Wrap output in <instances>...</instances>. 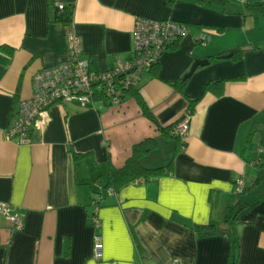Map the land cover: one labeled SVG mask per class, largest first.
<instances>
[{
  "label": "crops",
  "instance_id": "0c3cea01",
  "mask_svg": "<svg viewBox=\"0 0 264 264\" xmlns=\"http://www.w3.org/2000/svg\"><path fill=\"white\" fill-rule=\"evenodd\" d=\"M60 1L74 3L69 22L53 20V0H0V48L13 50L0 49V203L24 216L18 230L0 214V264H264V181L234 220L236 237L203 238L194 228L224 221L237 183L250 187L264 156V17L246 9L264 0ZM139 17L190 27L135 88L156 122L128 94L114 105H53L31 144L8 139L34 75L68 61L70 34L80 37L92 69L105 72L131 58ZM200 31L213 35L205 45ZM236 48H246L239 60L230 58ZM217 55L225 58L211 61ZM197 60L209 64L183 80ZM216 82V91L205 90ZM187 112L181 145L161 134ZM149 139L157 147L141 164L168 172L107 188L111 170ZM96 194L104 198L98 230L89 219ZM96 233L101 261L93 258Z\"/></svg>",
  "mask_w": 264,
  "mask_h": 264
},
{
  "label": "built area",
  "instance_id": "2783aa9c",
  "mask_svg": "<svg viewBox=\"0 0 264 264\" xmlns=\"http://www.w3.org/2000/svg\"><path fill=\"white\" fill-rule=\"evenodd\" d=\"M58 11H64L66 4L53 0ZM189 25L172 19L151 20L139 17L133 31L134 49L131 58L120 60L114 68L105 72L92 69L89 59L84 57L80 37L68 36L69 59L66 63L45 68L36 73L32 81V96L20 101L15 121L7 130V137L19 144H31V136L40 131L47 120L48 110L56 104L77 102L83 107L98 103L119 104L129 92L136 88L144 73L156 65L161 56L177 41L189 33ZM213 35L200 31L198 43L205 45ZM190 114L185 113L175 125L173 133L181 139L189 133ZM244 190L243 182L237 183L236 194ZM110 193L113 191L110 189ZM104 198L96 194L92 201L91 225L100 228L99 210ZM0 214L9 220L14 229H22L23 214L11 212L7 203H0ZM104 257L102 237L96 233L93 241V258L101 261ZM168 264H179L177 261Z\"/></svg>",
  "mask_w": 264,
  "mask_h": 264
},
{
  "label": "trees",
  "instance_id": "16d2710c",
  "mask_svg": "<svg viewBox=\"0 0 264 264\" xmlns=\"http://www.w3.org/2000/svg\"><path fill=\"white\" fill-rule=\"evenodd\" d=\"M178 1L180 0H166V2L170 5ZM206 1L221 5H226L229 2V0H206ZM246 9L249 15L264 17V2L248 3ZM73 10H74V3L69 2L65 7L64 11L56 10L54 12L53 20L58 22H65V23L69 22L73 15ZM0 49L6 54L9 55L13 54V50L7 46H3ZM245 52H246V48H236L232 50V52L230 53L231 54L230 58L233 60H239L243 57V54ZM223 58H225L224 55H217L211 58V61H219L222 60ZM158 63L154 65V67H152L151 70L156 69L158 67ZM222 82L209 83L208 85H206L205 90L216 91V88L217 87L220 88ZM129 95L133 96L138 101L143 114L148 118L152 119L153 122H156L152 112L150 111L149 107L142 99L138 89L131 90L129 92ZM196 103L197 101L194 102L192 101L189 109H193ZM173 129L174 126H170L165 129L162 127L160 128L161 134L163 136L168 138H173L181 145L182 139L179 136L174 135L172 133ZM156 147H157V141L155 139L146 140L142 144L135 147L133 149V154L131 158L128 160L124 168L111 170L107 180L106 187L107 188L112 187L115 190H117L126 184L134 182L137 179L151 180L160 177L162 175H165L169 170V166L149 169L141 164V158L152 152ZM262 181H264V156L258 162L257 176L255 180L253 181L251 186L245 188L242 193L236 194V199L234 203L229 206L224 221L216 222L215 220H212L206 225H195L194 228L198 233V235L203 238L212 237L220 234H229L231 236L236 237V233L234 230V220L240 214H242L243 212H245L246 210H248L253 206L247 202L246 200L247 196L252 194V192L257 187V185L260 184Z\"/></svg>",
  "mask_w": 264,
  "mask_h": 264
},
{
  "label": "water",
  "instance_id": "95a60500",
  "mask_svg": "<svg viewBox=\"0 0 264 264\" xmlns=\"http://www.w3.org/2000/svg\"><path fill=\"white\" fill-rule=\"evenodd\" d=\"M207 64H209L208 60H197L191 68L190 72L183 77V80L190 78L198 67L205 66Z\"/></svg>",
  "mask_w": 264,
  "mask_h": 264
},
{
  "label": "rangeland",
  "instance_id": "374dc122",
  "mask_svg": "<svg viewBox=\"0 0 264 264\" xmlns=\"http://www.w3.org/2000/svg\"><path fill=\"white\" fill-rule=\"evenodd\" d=\"M253 195H255V193L251 195V198L253 197ZM249 200H250V196H249ZM251 200H252V199H251Z\"/></svg>",
  "mask_w": 264,
  "mask_h": 264
}]
</instances>
